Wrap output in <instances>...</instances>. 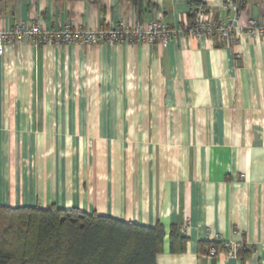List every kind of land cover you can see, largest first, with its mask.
<instances>
[{"label":"crops","instance_id":"crops-1","mask_svg":"<svg viewBox=\"0 0 264 264\" xmlns=\"http://www.w3.org/2000/svg\"><path fill=\"white\" fill-rule=\"evenodd\" d=\"M194 0H0V29L189 24ZM220 19V0H204ZM264 18L243 4L240 24ZM0 206L164 228L156 264H264V36L19 43L0 55ZM174 227L183 252L170 253ZM215 236L219 252L206 257ZM240 246L228 258L221 243Z\"/></svg>","mask_w":264,"mask_h":264},{"label":"trees","instance_id":"trees-1","mask_svg":"<svg viewBox=\"0 0 264 264\" xmlns=\"http://www.w3.org/2000/svg\"><path fill=\"white\" fill-rule=\"evenodd\" d=\"M164 236L159 223L145 227L54 206H0V264H156ZM184 245L170 228L169 252H183ZM208 247L220 251L219 243Z\"/></svg>","mask_w":264,"mask_h":264},{"label":"built area","instance_id":"built-area-1","mask_svg":"<svg viewBox=\"0 0 264 264\" xmlns=\"http://www.w3.org/2000/svg\"><path fill=\"white\" fill-rule=\"evenodd\" d=\"M224 17L211 18V9L204 0H194L189 9V24L169 28L160 20L147 23L136 22L132 26L118 24L111 29L82 30L63 26L56 30H43L37 24H17L9 29H0V55L7 47L19 43L30 44H73L95 47L101 44H145L165 45L170 40L187 35L195 40L201 37L218 38L221 41L235 43L241 34L249 39L264 36V18H250L245 25L240 24L243 4L248 0H220ZM215 243L219 239L215 236ZM222 251L228 258H236L239 246L221 243ZM217 255L215 248L206 251V257Z\"/></svg>","mask_w":264,"mask_h":264}]
</instances>
